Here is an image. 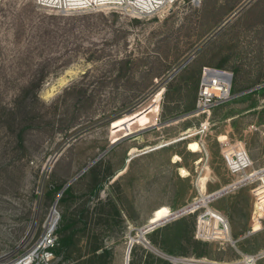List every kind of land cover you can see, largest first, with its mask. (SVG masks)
Segmentation results:
<instances>
[{
	"label": "rangeland",
	"instance_id": "1",
	"mask_svg": "<svg viewBox=\"0 0 264 264\" xmlns=\"http://www.w3.org/2000/svg\"><path fill=\"white\" fill-rule=\"evenodd\" d=\"M190 56L181 72L180 59ZM202 62L227 67L244 89L264 82V0H177L143 17L111 6L62 11L36 0H0V264L31 250L36 264H99L89 258L96 244L110 249L108 264H125L130 242L162 256L145 241L143 227L158 207L174 212L199 197L191 183L198 167L211 183L233 178L219 139L240 142L254 167L264 166V86L207 113L145 130L188 112L194 96L189 74ZM29 80L41 86L24 100L18 89ZM162 139L164 146L155 148ZM90 163L69 183L67 200L61 194L54 204L60 191L54 187ZM98 163V199L120 198L119 223L113 216L95 219L102 207L87 178ZM83 204L90 211L87 225L79 230L82 224H74L67 257H51L45 248L54 230H62L61 217L75 218ZM195 204L203 202L190 208ZM205 205L181 214L194 218V235ZM228 238L194 236L207 244L195 251L209 250V256H179L175 264H237L239 257L212 258L221 255V243L228 259L235 255ZM240 242L241 250L257 253L264 230Z\"/></svg>",
	"mask_w": 264,
	"mask_h": 264
},
{
	"label": "built area",
	"instance_id": "2",
	"mask_svg": "<svg viewBox=\"0 0 264 264\" xmlns=\"http://www.w3.org/2000/svg\"><path fill=\"white\" fill-rule=\"evenodd\" d=\"M177 0H36L42 6L57 8L62 11L73 10L76 8H99L101 6L117 7L124 10L133 17H143L152 15L157 11L172 6ZM233 73L229 70L202 66L199 74L197 86L196 100L193 114L207 113L214 107L232 99L235 95L231 91ZM222 149L223 158L226 167L233 178L220 189L208 193H199L190 204L185 206L184 213L194 212L200 206L205 205L204 211L197 216L195 227V238L210 239H227L228 225L227 222L217 213L211 212L207 207V203L211 200L234 191L240 187L248 186L254 196L253 206V223L248 230V234L264 230V166L254 167L253 160L249 156L246 148L238 143H230L227 139H219ZM201 197L206 199L205 204L195 205L189 208L194 202L200 200ZM255 225L258 226L255 229ZM211 226V232L208 235L205 229ZM51 231L48 230V233ZM52 233V232H50ZM51 235V234H50ZM54 238H50L52 245ZM229 239V238H228ZM233 243V241L231 240ZM50 247V246H48ZM45 248L51 257L53 254ZM28 252L17 258L15 262L29 260V264H36L37 256ZM264 257V251L253 254L243 255L241 261L237 264H256L257 260ZM15 262L6 263L13 264Z\"/></svg>",
	"mask_w": 264,
	"mask_h": 264
},
{
	"label": "trees",
	"instance_id": "3",
	"mask_svg": "<svg viewBox=\"0 0 264 264\" xmlns=\"http://www.w3.org/2000/svg\"><path fill=\"white\" fill-rule=\"evenodd\" d=\"M234 74V72H232ZM235 74L233 75V77ZM189 77V76H188ZM231 84V91L232 93H236L242 91L241 86H236L237 83L235 78H232ZM242 84V83H241ZM247 84V82L243 83ZM258 84V83H256ZM41 86V82H36L33 80H29L26 84L22 85L18 89V95L22 97L24 100L28 99L31 93L33 95L37 94L38 88ZM35 88V89H33ZM264 89V87H262ZM35 90V91H34ZM172 104L175 103L178 106L179 99L172 100ZM19 107H17L18 109ZM177 108V107H176ZM194 109V108H192ZM191 109V110H192ZM188 110V108H186ZM21 115L26 113L25 106L22 107L18 111ZM101 166L100 163L95 164L94 166L90 167V169L96 170L95 173L87 178L88 185L91 186V194H93L98 199V192L102 187L103 183L98 181V172L99 167ZM109 166L106 167L108 170ZM87 170V171H88ZM107 173V172H106ZM116 172L112 171L111 173H107L108 176H113ZM63 187V186H62ZM60 185L55 186L54 189L60 190L62 188ZM71 186L66 187L62 192L61 201H66L67 197H69L72 193ZM97 205H100V209L94 211L95 219L100 220L103 216H113L114 223H119L121 221V209H120V198L117 196L109 195L106 199H98ZM96 205V206H97ZM90 214L89 208L85 207L84 204L81 205L77 211V216L75 218L67 219L65 215L61 217L62 223V230L57 231L54 230V239L53 244L51 247H48V250L52 252L54 255L63 254V257H67L68 253L70 252L71 244L74 243V237H76L77 229L74 227L76 222H80L82 226L79 230H83L84 227L87 225L88 215ZM92 215V212H91ZM110 225V224H108ZM194 218L192 215H181L176 217L162 225H159L150 231L145 233V241L151 245L152 248L158 250L162 256L156 255L154 252L149 250L147 247H144L142 243H132L130 252H129V259L128 264H175L171 258L179 257V256H193V257H208L210 252L209 250L196 252L195 248L199 249L207 245L205 242L197 241L194 239ZM110 225L109 227H111ZM68 230V232L66 231ZM58 234V235H57ZM185 243L191 244V250L189 251L185 246ZM230 246V245H229ZM231 252H233L232 247L228 248ZM216 250H220L218 246ZM222 250V249H221ZM216 251V252H217ZM220 253V251H219ZM111 254V251L108 247L104 246L103 244H96L91 248V255L90 259L96 258L99 259V264H108V258ZM211 257V256H210ZM213 259H223V255H214L212 256ZM89 260V259H88ZM91 262V260L89 261Z\"/></svg>",
	"mask_w": 264,
	"mask_h": 264
},
{
	"label": "crops",
	"instance_id": "4",
	"mask_svg": "<svg viewBox=\"0 0 264 264\" xmlns=\"http://www.w3.org/2000/svg\"><path fill=\"white\" fill-rule=\"evenodd\" d=\"M184 60H185L184 58L182 60L180 59L179 63L181 64ZM202 66H211V67H217V68H222V69L227 68L225 66H222L219 64H213L210 62H202V63L197 64L196 68L193 69V72L189 74V76L191 77L190 82L192 85L194 96H193L192 101L187 103V105H186V108H188V110H187L188 112H186L184 114L177 115V116H182V115H184V116L173 121V122H171V123H169V124L175 123V122L181 120L182 118L189 116L190 112L193 110L192 108L194 107V103H195L199 74H200V70H201ZM185 68L180 69V71L184 72ZM226 70H228V69H226ZM250 82L253 83L252 81H250ZM254 83H259V82L255 81ZM261 84H264V82H261L259 85H261ZM244 90H246V89H244ZM239 92H241V91H239ZM236 93H238V92H236ZM236 93H233V94L235 95ZM181 102L182 101H178V104L182 106ZM177 116H173V117H177ZM173 117H171V118H173ZM128 121H129V119H128ZM153 123H152V125L150 124V126L148 128H146L145 130H147V129L152 130L153 128H156V127L162 125V122H161V124L160 123L155 124V122H153ZM161 137H159V138H161ZM162 141H163V139L159 140L157 142L158 143L157 147H155V148L158 149L159 147H163L164 144L161 145V143H164V142H162ZM128 160H131V157H129ZM202 161H203V158L199 157L195 162L199 164ZM201 168L202 167L200 166V167H198V169H196L195 173H198L199 176H197L196 178H194L191 181V183H193V188L195 189V191H197V192L200 191V193H202V194H208V193H211V192H214V191L220 189L221 187H223L224 185H226L228 183V182L226 184L211 183L212 181H210L208 176H205V175H202V173H199L201 171ZM185 170L187 171L188 169L186 168ZM180 177L186 178L187 175L181 174ZM253 206H254V196L250 190V187H248V186H243V187H240L234 191H231V192H228V193L223 194L221 196H218L217 198H215V199H213L207 203V207L211 211L217 213L218 215H221V217L227 222L228 236L233 241V243L230 244V246L233 247L232 249L235 251V255L232 258L228 259L224 255L225 250L227 249L224 246L225 243L224 244L221 243V246H219L220 250H218V251H220V254L223 255V259L231 261V260H233V258L239 257V260L237 262H233V263H238L241 261V258L243 255L256 253V252L243 251V250H241V248L239 246L240 245L239 243H241L240 241L245 240L249 235L260 232V231H257V232L248 234V230L250 229V227L253 223V215H252ZM260 250L264 251V247H261ZM262 259H264V257L258 259L256 264H258L259 261H261V262L264 261Z\"/></svg>",
	"mask_w": 264,
	"mask_h": 264
},
{
	"label": "water",
	"instance_id": "5",
	"mask_svg": "<svg viewBox=\"0 0 264 264\" xmlns=\"http://www.w3.org/2000/svg\"><path fill=\"white\" fill-rule=\"evenodd\" d=\"M190 58H191V57L185 59V60H184L179 66H178V69H180L181 67H183V66L189 61ZM262 86H264V84L257 85V86H254V87H252V88H249V89L243 90V91H241V92L236 93L235 96H238V95L244 94V93H246V92H249V91H251V90H253V89H256V88H259V87H262ZM191 113H192V111L190 112V114H191ZM183 116H184V115L170 118V119H168V120L163 121L162 124H168V123H171V122H173V121H175V120H177V119H179V118H181V117H183ZM160 124H161V123H160ZM117 140H118V139H117ZM115 143H116V141L111 142V145L109 146V148L112 147ZM109 148H108V149H109ZM108 149H107V150H108ZM96 160H97V159H95L94 161H96ZM90 165H91V163L88 164L83 170H81L80 173H78L76 176H74L70 181H68V182H67V183H66V184L60 189L59 194H58L57 198L55 199L54 204L57 202L59 196L62 194L63 190L69 185V183H70L73 179H75L77 176H79L82 172H84L85 169L88 168V166H90ZM184 210H185V206L181 207L180 209H178V210H176V211H174V212H171L170 216H168V217H166V218H163V219H161V220H159V221H156V222H150V221H148L147 224H145L144 227H143L142 234H143L144 232H147L148 230H151V229L154 228L155 226H157V225H159V224H161V223H163V222H165V221H168V220H170V219H173V218H175V217L181 215V214L184 212ZM143 239H144V238H143ZM131 245H132V243L130 242V244L128 245L127 251H126V260H125V264H128L129 252H130V249H131ZM171 260L175 263V262L178 260V258H177V257H173V258H171Z\"/></svg>",
	"mask_w": 264,
	"mask_h": 264
},
{
	"label": "bare ground",
	"instance_id": "6",
	"mask_svg": "<svg viewBox=\"0 0 264 264\" xmlns=\"http://www.w3.org/2000/svg\"><path fill=\"white\" fill-rule=\"evenodd\" d=\"M200 201L203 202V204L206 203V199L204 197H201L200 198ZM196 205V204H195ZM190 208V207H189ZM213 212V211H211ZM55 211L52 210L51 212V222L52 224L55 223V218H53V215H54ZM171 212L168 208V206H162V207H158L157 209H155V211L153 212V214L151 215V217L149 218V221L150 222H156V221H159L163 218H166L168 216H170ZM221 216V215H220ZM132 239V238H131ZM13 264H29V260L28 259H25L23 260L22 262H15Z\"/></svg>",
	"mask_w": 264,
	"mask_h": 264
}]
</instances>
